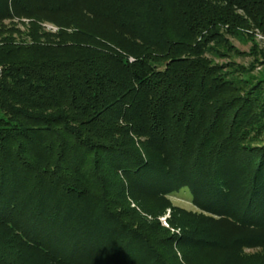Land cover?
<instances>
[{
	"label": "trees",
	"instance_id": "1",
	"mask_svg": "<svg viewBox=\"0 0 264 264\" xmlns=\"http://www.w3.org/2000/svg\"><path fill=\"white\" fill-rule=\"evenodd\" d=\"M250 31L264 33V0H0L4 248L44 264H264V73L210 58L243 54L229 38ZM183 190L200 213L172 205Z\"/></svg>",
	"mask_w": 264,
	"mask_h": 264
},
{
	"label": "rangeland",
	"instance_id": "2",
	"mask_svg": "<svg viewBox=\"0 0 264 264\" xmlns=\"http://www.w3.org/2000/svg\"><path fill=\"white\" fill-rule=\"evenodd\" d=\"M5 24L9 25L8 22ZM27 24L28 22L25 20L23 21L18 20L16 21V24H15L16 29H18L20 33V35L16 34L15 36L18 37V40H21V41L23 40V42L29 41L27 37V30H28ZM42 28L45 31L50 32V33H57L59 31L57 27L49 23L43 24ZM90 28H95V27H90ZM248 33H249L248 37L242 35L240 37H234V38L230 37L229 38L230 42L234 45V47L240 53H243V54L232 56L229 58V60L218 59V58L214 59L213 57H210L211 60H214L216 64H220V65L225 64V63L234 62L238 65L245 66L246 68L250 70H255L253 74L254 75L259 74L260 76V73H264V65H261L257 61V59H259L260 61L264 60V33L259 32V31H250ZM260 52H262L263 54L260 55L259 54ZM129 60L132 61L133 59L130 57ZM3 118H4V113L0 109V119H3ZM170 200L174 207L183 209L187 212L200 213V211L192 205V196L188 190H183L179 194H176L170 197ZM132 207H135V205H133ZM155 211L158 212L160 216L154 219H152L151 217H147L145 214H141V215L142 217H145V218L147 217L149 221H153V220L159 221L161 227L165 228L166 230H169L170 234L180 233L181 229H178L180 227H177L176 224L175 225L173 224L175 222V218L178 219V216L173 214L172 209H164V210L158 209V211L155 209ZM180 223H181L180 225L189 224V222L187 223L185 221H180ZM171 226L173 228H171ZM212 228L215 230L220 229L217 227H212ZM158 232L162 234L161 230L156 231V234H158ZM4 243H5V239H3L0 235V253L4 258H6L7 261L12 262L13 264H44L33 253H25V254L20 255L12 251V249H10V251L6 250L4 248ZM157 246L159 248L161 247V245L159 244H157ZM174 250L176 249L174 248ZM177 253L180 254L179 251ZM259 253H261V250H257V249L255 250L247 249L244 251V254L247 255V257H255L257 255H260ZM182 264H186V263L183 262ZM201 264H220V263H219V260L217 259L215 260L208 259L206 261H202Z\"/></svg>",
	"mask_w": 264,
	"mask_h": 264
}]
</instances>
